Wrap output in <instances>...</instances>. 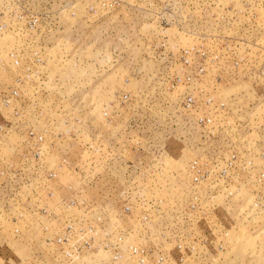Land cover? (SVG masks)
Masks as SVG:
<instances>
[{"label": "rangeland", "instance_id": "obj_1", "mask_svg": "<svg viewBox=\"0 0 264 264\" xmlns=\"http://www.w3.org/2000/svg\"><path fill=\"white\" fill-rule=\"evenodd\" d=\"M0 264H264V0H0Z\"/></svg>", "mask_w": 264, "mask_h": 264}]
</instances>
